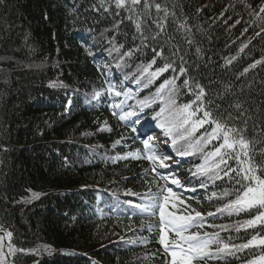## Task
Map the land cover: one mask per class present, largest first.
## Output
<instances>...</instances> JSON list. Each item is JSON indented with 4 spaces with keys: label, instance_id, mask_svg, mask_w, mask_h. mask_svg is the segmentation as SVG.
<instances>
[{
    "label": "trees",
    "instance_id": "1",
    "mask_svg": "<svg viewBox=\"0 0 264 264\" xmlns=\"http://www.w3.org/2000/svg\"><path fill=\"white\" fill-rule=\"evenodd\" d=\"M156 2L170 13L167 35L142 46L127 19L130 14L116 8L115 0H103V6L101 0H0V225L13 232L16 248L25 250L9 258L15 264H167L159 244L158 211L141 214L129 205L143 203L132 193L157 190L150 181L165 185L152 171L154 166L165 176H178L183 187L170 180L168 186L205 214L207 225L233 226L228 231L207 226L200 231H220L234 244L264 236L260 226L235 230L255 211L207 217L235 197L219 198L233 188L228 178L213 182L193 175L204 157L192 147L194 137L181 138L183 128H178L173 107L194 97L181 89L176 106H171L167 92L158 94L157 89L174 73L166 72L151 83L141 74L153 58L152 48L159 50L161 44L164 57L175 60L178 68L177 57L171 56L173 45L178 46L188 75L207 88L224 116H238L230 105L242 104L247 137L261 141L255 144L257 152L264 150V62L237 79L254 61H264V33L256 35L264 28V19L256 15L264 0ZM181 23L188 30H178ZM144 31L151 35L156 29ZM243 45L247 47L240 51ZM130 50L132 55H125ZM232 57L236 59L226 64ZM165 62L158 58L151 70ZM225 85H234V94L220 99L216 94ZM110 86L113 92L107 91ZM115 91L122 94L115 96ZM94 92L101 95L94 98ZM113 104L136 115L121 121L113 115L120 111ZM152 116L154 125L166 124L161 127L168 137L164 147L139 133ZM143 140L155 145L159 155L170 157L165 163L171 167L159 168L158 162L144 159ZM185 151L189 154H179ZM137 152L139 158L117 159ZM255 159L264 163V156ZM258 254L257 249H246L208 264H246Z\"/></svg>",
    "mask_w": 264,
    "mask_h": 264
},
{
    "label": "snow or ice",
    "instance_id": "2",
    "mask_svg": "<svg viewBox=\"0 0 264 264\" xmlns=\"http://www.w3.org/2000/svg\"><path fill=\"white\" fill-rule=\"evenodd\" d=\"M103 6V0H101ZM115 6L118 9H126L130 14L127 19L135 26L137 33L141 38V45L148 46L147 41L158 42L162 35H167L168 17L170 15L166 6L157 3L156 0H115ZM153 9L155 10V18H153ZM107 10V9H105ZM163 13V15H161ZM264 13V5L260 7L258 17L264 19L260 14ZM119 13H117L118 15ZM175 15V13H171ZM239 23V21H237ZM151 26H154L156 31L151 35H145V28L151 31ZM188 30L186 24L178 25V30ZM248 29H245L247 31ZM264 33V28L256 35L259 36ZM173 38L168 37L171 41ZM186 43L191 46L193 41L186 40ZM247 47L243 45L240 51ZM137 51L140 49L137 48ZM197 48L196 52L199 53ZM152 60L142 68V75H146L151 83L153 80L161 77L164 73L172 71L173 76L165 79L157 89V93L167 92L169 96V105L176 106V101L181 93V89L186 90L192 94L194 99L188 103L181 104L178 107H173V111L179 117V126L184 129V136L182 139L188 137L195 138V147L197 151L203 154V163L197 166V171L193 175H204L213 182L215 180H224L228 178L233 183L231 190H224L220 193L219 198H228L234 196V199H229L227 203L218 207L215 212H208L207 217H213L217 214H228L229 216L240 213H251L255 211L252 218L239 224L236 231L240 229H256L257 226L264 227V163H257L256 155L264 156V150L257 152L255 144L261 143L258 140H250L247 137L248 120L245 117V112L240 111L242 104L239 102L230 105L239 112V115L233 117L231 112L224 116L219 104L209 98L207 88L202 85L194 77L188 75L187 61L184 60L180 53L178 46L173 45L171 56L177 57L179 66L174 67L175 60L169 61V58L164 57V46L159 45V50L156 47L152 48ZM125 55H132L130 50ZM164 59L166 62L163 66L155 68L153 66L157 63V59ZM236 57L226 60V64H231ZM264 61L257 60L243 70L239 80L250 69H254L258 64ZM183 79L182 84H177V81ZM211 81L209 82V87ZM234 85H225L223 92L216 95L220 99L226 98L229 94H234L232 88ZM113 92L112 86L107 90ZM115 96H120L122 93L115 91ZM94 98L101 95L100 92H94ZM128 96L127 92L123 93ZM143 106H147V101H141ZM112 108L120 111H113V115L117 116L119 120L125 121L129 117L135 116V111H123L121 104H113ZM165 109H161L163 112ZM158 116L160 113L157 114ZM242 123V126H237V123ZM207 125V128L205 127ZM160 127H166L165 123H161ZM204 129L203 132L200 130ZM110 130V129H109ZM135 131V129H132ZM170 131V129H169ZM264 131V130H262ZM197 133H200L198 136ZM124 138L115 141L113 147L120 144ZM144 145V159L149 160L153 165L159 168H170L171 165L165 163L170 157L159 155L156 151L155 145L151 144L149 140L142 141ZM175 143V141H173ZM180 155L189 154L188 152H181ZM129 156L139 158V152L128 153L126 156L117 157V159H127ZM235 163L233 167L232 163ZM152 171L156 173L160 179L166 181L163 187H160L158 181H150L149 183H156L157 190L152 191L151 188L144 194L132 193L140 195L143 203L129 205L138 209L141 214L159 215V244L164 249L165 255L169 258L167 264H208L210 260L224 259L226 256H235L237 252L244 250L252 251L257 249L258 255H254L252 259L248 260L246 264H264V236L259 234L253 235L246 243L234 244L231 238L227 241L220 236V231H228L230 225H207L205 214L192 208L185 200L181 199L177 192L173 191L171 186H168L167 181L170 180L171 185L183 187L182 182L175 174L169 173L165 176L160 173L157 167H153ZM201 187H205L201 184ZM131 191V190H129ZM195 191V189H192ZM35 195V194H34ZM217 193H212V197H216ZM212 197H209L211 199ZM212 227L220 231H200L205 227ZM151 228V225L149 226ZM196 228L197 231H190ZM171 234V235H170ZM174 236V238H172ZM13 232L6 230L0 225V264H15L10 257H15L16 254L25 253L24 249H18L12 242ZM35 251V250H32Z\"/></svg>",
    "mask_w": 264,
    "mask_h": 264
},
{
    "label": "rangeland",
    "instance_id": "3",
    "mask_svg": "<svg viewBox=\"0 0 264 264\" xmlns=\"http://www.w3.org/2000/svg\"><path fill=\"white\" fill-rule=\"evenodd\" d=\"M149 121V125H148V127L150 128V129H148L149 131H151V133H152V135H153V142L155 143V144H157V145H162V144H165V142H166V140H167V143H168V137H167V135L161 130V128L159 127V128H155V126L154 125H152V124H154L153 122H154V116H152V118L150 119V120H148ZM178 128H181L180 126H178ZM183 132H184V129H183ZM170 141V140H169ZM178 159V158H177ZM177 159H173L174 161H177ZM160 234V233H159ZM171 235V234H170ZM172 238H174V236L172 237ZM167 259H169L168 257H167Z\"/></svg>",
    "mask_w": 264,
    "mask_h": 264
}]
</instances>
